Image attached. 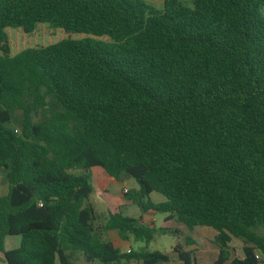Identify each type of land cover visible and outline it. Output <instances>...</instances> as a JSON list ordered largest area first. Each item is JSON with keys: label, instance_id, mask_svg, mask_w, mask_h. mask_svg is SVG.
<instances>
[{"label": "trees", "instance_id": "obj_1", "mask_svg": "<svg viewBox=\"0 0 264 264\" xmlns=\"http://www.w3.org/2000/svg\"><path fill=\"white\" fill-rule=\"evenodd\" d=\"M190 2L163 0L156 11L142 0H0L5 264H166L148 245L177 225L214 231L212 264L262 263L264 0ZM38 23L93 38L9 56L4 31ZM93 168L133 179L122 196L164 216L161 227L115 204L100 223ZM109 232L144 246L121 251ZM6 237L18 246L5 250ZM172 251L196 264L195 248Z\"/></svg>", "mask_w": 264, "mask_h": 264}, {"label": "rangeland", "instance_id": "obj_2", "mask_svg": "<svg viewBox=\"0 0 264 264\" xmlns=\"http://www.w3.org/2000/svg\"><path fill=\"white\" fill-rule=\"evenodd\" d=\"M146 5L153 8L156 11H162L163 0H142ZM179 2L188 8L192 7L190 0H179ZM6 37V45L8 47L9 56H15L26 49L44 48L53 44H56L63 40H83L93 38L86 34H69L63 30L54 28L47 23H38L35 26L33 32L25 34L18 28H8L4 31ZM104 41L103 38L99 39ZM1 55V52H0ZM91 177H93L94 185L96 188V194L89 198L90 204L98 215V220L102 223L104 218V208L107 205L115 204L120 205L123 209L124 215L132 218H138L142 216L144 219H150L152 216L143 214L137 207L124 199L123 190H134L137 185L133 179H129L123 182L108 181L105 175L100 173V169L93 168L90 170ZM7 190V185L3 182L0 176V195H4ZM150 200L154 203L163 202L164 198L158 194H151ZM153 218L155 222L153 227L157 230L161 227L164 216L154 214ZM150 225V224H149ZM177 235L166 234L156 235L148 245L149 251H158L169 256V262L166 264H180L176 259V255L172 251L174 246H180L183 250L187 251L191 248H195L196 264H212L216 259L217 251L216 247L212 243L215 235L214 231L206 227H195L192 230L187 229L183 225H177ZM111 241L116 247L126 251L128 247L133 250H138L143 247V243L135 242L132 238L127 243L120 241L115 232L110 233ZM186 240H192L195 245L187 246ZM18 237H6L4 240L5 250L14 249L18 246ZM243 242L233 238L230 242V248L232 249L233 257H242ZM261 264H264V258L261 257ZM0 264H5L0 256ZM77 264H84L82 260H78ZM130 264H136L131 262Z\"/></svg>", "mask_w": 264, "mask_h": 264}, {"label": "crops", "instance_id": "obj_3", "mask_svg": "<svg viewBox=\"0 0 264 264\" xmlns=\"http://www.w3.org/2000/svg\"><path fill=\"white\" fill-rule=\"evenodd\" d=\"M100 173L102 174V175H105L101 170H100ZM107 178H108V181L111 183V181H113V180H111L107 175H105ZM91 184H92V186L94 187V190H95V192H94V194H92V195H95L96 194V188H95V185H94V181H93V177H91ZM124 190H127V189H124ZM123 190V191H124ZM91 195V196H92ZM90 196V197H91ZM111 205V204H110ZM118 206H120V205H118ZM121 207V206H120ZM105 208H106V206H105ZM105 208H104V214H105ZM122 208V207H121ZM122 211H123V209H122ZM147 215H150V216H152L150 219H144L142 216V219H143V221L145 222V223H148V224H150V225H153V223L155 222V220H154V218H153V214H147ZM153 221V222H152ZM110 233L111 232H109V237H110ZM118 237V236H117ZM119 239V238H118ZM110 240H111V238H110ZM120 240V239H119ZM130 240V239H129ZM121 241V240H120ZM113 243V242H112ZM124 243H127V242H124ZM113 245L115 246V244L113 243ZM230 245V244H229ZM116 247V246H115ZM116 248H118V249H120L119 247H116ZM130 247H128V249H129ZM127 249V250H128ZM121 251H122V249H120ZM216 255H217V251H215L214 252Z\"/></svg>", "mask_w": 264, "mask_h": 264}, {"label": "built area", "instance_id": "obj_4", "mask_svg": "<svg viewBox=\"0 0 264 264\" xmlns=\"http://www.w3.org/2000/svg\"><path fill=\"white\" fill-rule=\"evenodd\" d=\"M126 192H127V190H124V191H123V193H126ZM152 222H153V221H152ZM256 260L259 261L260 258H259L258 256H256Z\"/></svg>", "mask_w": 264, "mask_h": 264}]
</instances>
